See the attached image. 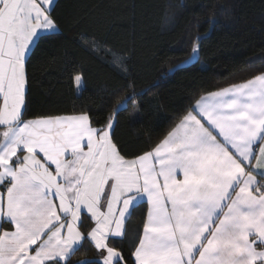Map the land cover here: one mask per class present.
Here are the masks:
<instances>
[{"label": "snow or ice", "instance_id": "6c2138e0", "mask_svg": "<svg viewBox=\"0 0 264 264\" xmlns=\"http://www.w3.org/2000/svg\"><path fill=\"white\" fill-rule=\"evenodd\" d=\"M53 4L0 0V264H68L86 238L101 264H264V72L131 151L118 108L29 117V53L58 32Z\"/></svg>", "mask_w": 264, "mask_h": 264}, {"label": "trees", "instance_id": "16d2710c", "mask_svg": "<svg viewBox=\"0 0 264 264\" xmlns=\"http://www.w3.org/2000/svg\"><path fill=\"white\" fill-rule=\"evenodd\" d=\"M53 8L58 32L29 53V117L88 109L104 122L118 108L116 135L131 151L161 139L201 95L264 72V0H55ZM145 212L135 209L126 226L139 228ZM98 253L86 238L68 264H101Z\"/></svg>", "mask_w": 264, "mask_h": 264}, {"label": "crops", "instance_id": "0c3cea01", "mask_svg": "<svg viewBox=\"0 0 264 264\" xmlns=\"http://www.w3.org/2000/svg\"><path fill=\"white\" fill-rule=\"evenodd\" d=\"M81 75V74H80ZM82 76V75H81ZM83 83H84V81H83V77H82V80H81V83L79 84V85H77L76 84V82H75V87H76V90L77 91H80L81 90V88H82V86H83ZM228 86V85H227ZM216 90H218V89H216ZM213 91H215V90H213ZM206 94V93H205ZM204 95V94H203ZM199 99V98H198ZM94 222V221H93ZM83 241V240H82ZM82 241H80V242H78L76 245H74V247H73V249L74 248H76L78 245H80L81 243H82ZM100 251V250H99ZM99 258L101 259V261H102V258L99 256Z\"/></svg>", "mask_w": 264, "mask_h": 264}, {"label": "rangeland", "instance_id": "374dc122", "mask_svg": "<svg viewBox=\"0 0 264 264\" xmlns=\"http://www.w3.org/2000/svg\"><path fill=\"white\" fill-rule=\"evenodd\" d=\"M55 1V0H54ZM194 55V54H193ZM195 58V57H194Z\"/></svg>", "mask_w": 264, "mask_h": 264}]
</instances>
